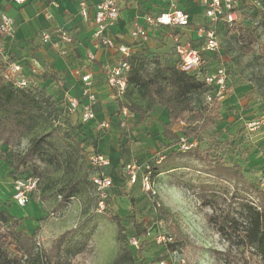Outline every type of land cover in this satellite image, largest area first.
<instances>
[{
	"label": "trees",
	"instance_id": "obj_1",
	"mask_svg": "<svg viewBox=\"0 0 264 264\" xmlns=\"http://www.w3.org/2000/svg\"><path fill=\"white\" fill-rule=\"evenodd\" d=\"M235 9L239 14L238 20L233 27L224 21L220 22L218 36L225 32L227 35H234L235 41L253 46L258 24H264V0H240ZM202 24L209 26L211 22L207 20ZM197 42L202 47L203 41L197 38L192 47L201 50L195 45ZM226 50L229 52V49ZM173 54L167 57L156 51L135 52L130 59L131 69L126 76L125 95L122 99H115L118 108L114 116L123 130L130 124L129 118L126 127L121 126L124 106L140 120L158 107L165 109L168 121L163 124L160 146L166 149V154L158 156L154 161L152 158L142 161L150 165V170L145 171L156 179L163 172L190 167L186 166L189 161L198 162V175L189 177L183 173L179 184L194 191L201 205L211 209L206 216L207 222L228 242V248L214 249V258L221 264H248L246 252L250 250L252 257L264 264V188L260 185V178L264 174V143L255 146L251 140L254 134L249 133L246 127L234 133L235 137L232 139L214 136L217 131L221 133L218 124L222 120L221 106L224 100L219 101L214 95L212 100H208L206 95L213 88L206 83L203 74L218 65L226 68L228 65L221 43L217 54L202 52L204 63L200 69L201 74L184 71L178 57L175 58ZM10 61L0 53V142L8 145L15 140L20 142L21 139L29 138L26 149L15 154L10 163V179L36 175L41 180L48 176L51 168L41 170L37 159H55L57 154L52 156L51 150L57 145L82 161L90 151L93 154L103 153L99 143L111 128V120L106 130H99L98 123L102 120L84 122L79 111L70 113L67 90L55 95L46 87H38L28 80L26 85L19 86L17 77H11L8 73L9 66L13 63ZM228 67L232 84L231 80L238 71L229 65ZM44 78L57 81L54 73L45 75ZM263 113L264 110H259L255 117ZM47 120L52 122V126L38 132L39 127ZM213 129L215 131L212 136L206 139L205 132ZM261 133L264 134V130ZM183 139L194 145L186 151L180 150ZM256 156L260 157L259 161L253 159ZM160 159L162 161L158 163ZM111 162L110 158V164ZM89 167L93 170L92 166ZM78 183L75 182L60 195V206L69 204L80 192ZM2 203L8 202L0 200V205ZM109 217L117 224L118 242H122V239L125 241L121 243L111 264H135L138 259L141 264H159L162 259L176 264L168 254L171 252L170 247L182 251L185 249L186 245L179 248L182 241L176 238V241L166 247L157 246L154 242L155 246L150 249L148 247L146 254L149 234L147 222L132 220L133 237L137 241L134 246L126 238L124 218L118 213H112ZM0 223L6 229L5 232L0 230V264H71L68 254L81 252L86 244L79 240L65 250L74 235L83 234L74 228L54 239L49 249H41L37 246L35 233L22 228V221L10 216L1 206ZM12 244L14 248L11 249ZM182 259L179 257L177 264H182Z\"/></svg>",
	"mask_w": 264,
	"mask_h": 264
},
{
	"label": "rangeland",
	"instance_id": "obj_2",
	"mask_svg": "<svg viewBox=\"0 0 264 264\" xmlns=\"http://www.w3.org/2000/svg\"><path fill=\"white\" fill-rule=\"evenodd\" d=\"M250 24L253 25V23ZM258 25L253 46H246L239 40L235 41L232 34L227 35L225 32L219 34L221 49L228 65L238 71V74L232 78L231 84V88L235 90L238 87V91L232 93L229 98L234 95L232 100L238 104L234 110L238 109L239 112L247 111L252 107L257 111L264 110V24ZM226 49H229V52ZM228 65L227 68H229ZM44 77L45 74L41 73L24 78L38 87H46L48 91L56 93L55 95L63 93L65 88L59 84L62 79L48 81L49 79L46 80ZM113 107H116L115 102ZM51 126L52 122L47 120L42 123L38 132L48 130ZM146 127L138 129L137 124V128L133 129L130 123L122 130V143L127 150L121 151L120 158L116 162H111L105 169V173L110 175L114 182L105 202L106 210L99 211L98 209V194L92 181L95 169H89V165L91 166L90 157L94 152L86 153L85 159L82 161L71 156L69 152L64 151L65 148L59 145L51 150L52 156L57 154L55 159H46V161L37 159L41 170L51 168V172L40 180L41 184L38 190L31 194L27 206H18L8 199L7 195L6 200L5 196L1 200L8 203H2L1 208L10 216L19 218L22 221V228L29 233H35L37 246L44 250L49 249L53 240L64 231L74 228L78 232L82 231L83 234L74 235L65 248L67 250L79 240L86 243L81 252L68 254L71 264L112 263L121 243L125 242L123 239L122 242H118L117 224L109 217L112 213H118L124 218L126 238L134 246L136 245L134 244L132 220L138 219L147 222L149 234L147 235L146 254L152 246H155V243L160 246L156 242L157 235L166 232L173 236L174 241L176 238L182 241L179 248L186 245L184 251L170 247L171 252L168 254L176 264L179 263V257L183 258L185 264H221L214 258V249L224 250L229 245L207 222L206 216L211 212V209L201 205L194 191L179 184L183 173L189 177L198 175L196 171V167L200 166L198 162L189 161L186 166L190 167H182L175 171L159 174L154 179L158 192L155 199L142 188L140 181L132 184L125 174L124 166L132 159L144 161L152 158L154 161L158 156L166 154V149L160 146L162 139H158L162 131L159 124L150 130H146ZM214 131L215 129L205 132L204 137L209 139ZM226 132L224 135L217 131L214 136L224 139L235 137L232 131ZM132 133L135 135L130 136ZM253 134L251 140L255 146L264 143V136L257 132ZM28 142L29 138L21 139L20 142L15 140L8 145L0 142L1 174L7 173L8 168L12 167L10 163L13 161L14 155L23 152ZM149 155L151 156L148 157ZM253 159L259 161L260 157L256 156ZM75 182H79L80 192L71 199L69 204L64 207L60 206V195ZM0 230L3 232L6 230L2 223H0ZM10 246L11 249L14 248L13 244ZM174 249L177 251H172ZM246 256L248 264H261L256 257H252L250 250H247ZM135 264H141L140 259Z\"/></svg>",
	"mask_w": 264,
	"mask_h": 264
},
{
	"label": "crops",
	"instance_id": "obj_3",
	"mask_svg": "<svg viewBox=\"0 0 264 264\" xmlns=\"http://www.w3.org/2000/svg\"><path fill=\"white\" fill-rule=\"evenodd\" d=\"M96 2L97 0H28L21 5L13 0H0V12L12 16L16 21L14 33L1 36L0 41L4 55L21 66L23 76L30 78L34 74L54 73L58 79H62L59 84L73 96L82 93L84 86L82 77L91 75L93 90L97 96L94 105L96 120H111V128L100 140L99 148L111 158L112 162H116L127 148L122 143L123 131L114 116L118 105L113 99L104 69L107 64L114 63L119 58V54L106 47H96L93 43ZM165 3V0H119V21L109 30L110 37L117 42L130 45L136 52L156 51L167 57L174 53L176 58L174 36L178 34L182 41L192 44L197 38L195 27L206 22L208 18L197 0H180L181 8L191 15L190 26L176 28L148 26L146 16L158 15L165 9ZM83 5L88 8V20L81 15ZM137 23L148 29L149 38L146 41L136 40L132 36V30ZM44 30L51 32V43L42 42L41 32ZM62 32L69 33L74 43L69 44L64 41L60 36ZM195 45L200 47L198 42ZM237 89L238 87L235 90L232 88V93L235 91L237 93ZM233 96L227 97L221 106L222 120L218 127L224 135L228 130L236 133L240 128L245 129L246 122L258 113L253 107L247 111L239 112L238 109L235 111L238 104L232 100ZM114 102L116 107H113ZM167 121L168 113L161 108L150 111L143 120L136 116L130 118L133 129L137 128V124L138 129L147 126L146 130H150L157 124L163 129V124ZM257 134L264 136L261 131ZM134 135L135 133L130 134V136ZM162 138L161 131L158 139ZM2 174L4 177L0 179V200L3 196L6 200L8 195V199L14 203L9 173L7 171Z\"/></svg>",
	"mask_w": 264,
	"mask_h": 264
},
{
	"label": "built area",
	"instance_id": "obj_4",
	"mask_svg": "<svg viewBox=\"0 0 264 264\" xmlns=\"http://www.w3.org/2000/svg\"><path fill=\"white\" fill-rule=\"evenodd\" d=\"M13 1L21 5L28 2V0ZM165 2V9L158 15L146 16L148 26L176 28L191 25V15L184 8H181L180 0H165ZM197 2L202 6L206 17L211 22L209 26L200 24L195 27L197 39L203 41L202 47H200L202 51L193 48L191 43L182 41L178 34L174 36V48L180 66L184 71L198 72L201 74L200 69L204 63L202 52L210 54H217L219 52L220 40L218 36V24L224 21L231 27L234 26L236 20L239 18L238 11L235 8L240 0H197ZM95 6L93 43L96 47H106L119 54V58L114 63L105 66L104 72L107 83L111 88L113 99H122L127 87L126 76L131 69L130 59L136 51L130 45L117 42L109 35V30L119 21V0H97ZM81 15L84 19L88 20L89 11L86 5L82 6ZM15 26L16 21L12 16L0 12V36L12 35L15 31ZM60 36L67 43H74V39L69 33L62 32ZM132 36L136 40L146 41L149 38V31L146 26L137 23L132 30ZM41 40L45 44L51 43V32L48 30L42 31ZM0 53L2 55L4 54L2 45H0ZM8 73L11 77H17L19 86L27 84V80L21 75V66L18 64L11 63ZM203 78L213 88L212 91L206 94L208 100H212L215 96L219 101H223L232 94L226 66L218 65L213 70L206 71L203 74ZM82 80L84 82L82 93L79 96H73L68 93L67 101L70 113L75 114L79 111L82 120L88 122L96 119L94 105L97 102V96L93 90L91 75H84ZM130 114L129 109L124 106L122 108V117L124 118L121 123L122 127H126L127 121L131 117ZM109 124L110 119L99 121L98 129L106 130ZM245 127L249 133L264 130V113L249 120L245 124ZM193 145V143H189L183 139V142L180 144V150L186 151ZM160 161L161 159L158 163H161ZM90 164L95 169L92 181L98 194V209L99 211H103L106 208L105 202L109 197V190L114 185L113 178L105 173V169L110 165V158L105 153H95L90 157ZM145 170H150V165L137 161L136 159L131 160L124 167V172L128 176L130 183L134 184L140 179L142 188L155 199L158 192L154 179L150 172ZM3 177L0 172V179ZM10 181L12 184V199L20 207H25L29 203L31 194L37 191L40 186V178L36 175L18 177ZM260 185L264 188V174L260 178ZM173 241V236L166 232L159 233L156 238V242L164 247ZM134 244L137 245L136 240H134ZM181 262L185 264L183 259ZM159 264L170 263L166 259H162Z\"/></svg>",
	"mask_w": 264,
	"mask_h": 264
}]
</instances>
